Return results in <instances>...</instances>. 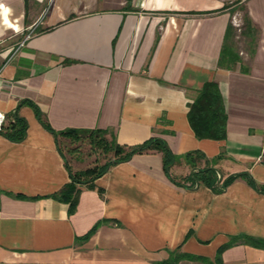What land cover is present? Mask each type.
I'll use <instances>...</instances> for the list:
<instances>
[{"label":"crops","instance_id":"crops-1","mask_svg":"<svg viewBox=\"0 0 264 264\" xmlns=\"http://www.w3.org/2000/svg\"><path fill=\"white\" fill-rule=\"evenodd\" d=\"M244 4L257 40L225 69L224 0H0V111L28 123L21 142L0 133V264H158L175 250L213 261L233 236L264 239V194L243 179L220 194L179 187L160 153L111 167L70 214L49 197L71 178L33 106L56 131L110 130L129 147L159 137L178 156L223 155L224 176L264 185V0ZM208 82L224 99L223 140L199 139L189 123ZM222 259L264 264V249L238 244Z\"/></svg>","mask_w":264,"mask_h":264},{"label":"trees","instance_id":"trees-1","mask_svg":"<svg viewBox=\"0 0 264 264\" xmlns=\"http://www.w3.org/2000/svg\"><path fill=\"white\" fill-rule=\"evenodd\" d=\"M224 9L229 10L231 14L233 13L232 7H229L227 4H225ZM244 10L246 11L245 7ZM244 23L248 30L245 35L252 36V43L254 45L257 40L258 30L247 12L244 16ZM232 31L233 24L230 23L219 60V66L225 69H232L241 62L239 53L229 45ZM33 106L40 123L47 131L54 135L59 151L65 158L71 178V181L60 191L49 197L68 204L70 214L76 210L82 188H94L96 180L106 174L111 167L127 162L137 154H162L164 171L167 177L172 183L179 187L196 188L199 186H206L220 194L236 180L243 179L252 188L264 194V185L257 183L248 172L224 176V174L215 167L216 164L223 159V155L211 160L207 159L206 155L199 151L178 156L172 152L167 142L159 137H152L140 145L129 147L121 145L112 131L104 129H67L64 131H56L51 127L40 109L36 105ZM7 118L9 121L0 129V133L13 142L23 141L27 136V121L20 117L17 112L11 116H7ZM188 119L196 137L199 139L223 140L227 137L228 115L223 96L216 82L206 83L202 90L198 92L195 101L190 105ZM61 139H68L72 143L88 141L93 149L101 150L105 155L111 154L113 157L103 165H97L96 167L88 168L83 171H74L69 163L70 161L66 160L62 151ZM182 161L190 167L191 171L186 176H177L173 173L172 169L177 163ZM203 162L205 163L204 166H202ZM101 223L102 222L97 224L84 239H88L93 235ZM238 244H247L264 249V239L240 235L231 237L227 244L221 246L213 261L205 257L175 250L171 252L169 259L158 264H180L183 261L202 262L204 264H223V252L227 248Z\"/></svg>","mask_w":264,"mask_h":264},{"label":"rangeland","instance_id":"rangeland-1","mask_svg":"<svg viewBox=\"0 0 264 264\" xmlns=\"http://www.w3.org/2000/svg\"><path fill=\"white\" fill-rule=\"evenodd\" d=\"M112 1L114 3L118 2V0ZM224 2L233 9V31L229 39V45L239 54L241 52L250 53L253 49V43L252 36L245 35L248 31L244 23L245 0H224ZM61 148L65 157L72 162L75 171H83L97 165H103L113 157L111 154L105 155L101 150L93 149L88 141L72 143L68 139H61ZM188 169L190 170V167ZM197 264L204 263L198 262Z\"/></svg>","mask_w":264,"mask_h":264},{"label":"built area","instance_id":"built-area-1","mask_svg":"<svg viewBox=\"0 0 264 264\" xmlns=\"http://www.w3.org/2000/svg\"><path fill=\"white\" fill-rule=\"evenodd\" d=\"M7 123V115L0 111V129ZM261 159V158H260Z\"/></svg>","mask_w":264,"mask_h":264}]
</instances>
